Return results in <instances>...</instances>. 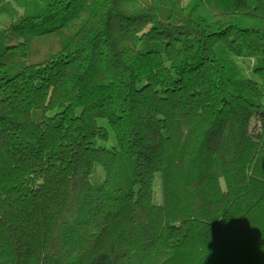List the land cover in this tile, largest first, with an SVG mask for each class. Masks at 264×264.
<instances>
[{
    "label": "trees",
    "instance_id": "16d2710c",
    "mask_svg": "<svg viewBox=\"0 0 264 264\" xmlns=\"http://www.w3.org/2000/svg\"><path fill=\"white\" fill-rule=\"evenodd\" d=\"M0 264H264V0H0Z\"/></svg>",
    "mask_w": 264,
    "mask_h": 264
},
{
    "label": "rangeland",
    "instance_id": "374dc122",
    "mask_svg": "<svg viewBox=\"0 0 264 264\" xmlns=\"http://www.w3.org/2000/svg\"><path fill=\"white\" fill-rule=\"evenodd\" d=\"M21 59L22 58L19 55H16L13 57L12 60L15 61L19 66ZM236 61L246 75L257 79V77L251 71L250 66H248L247 64L249 62L251 63V60L249 59L245 60L244 58H236ZM153 188H154V201L156 203H161L162 202L161 182L158 175L154 179Z\"/></svg>",
    "mask_w": 264,
    "mask_h": 264
}]
</instances>
